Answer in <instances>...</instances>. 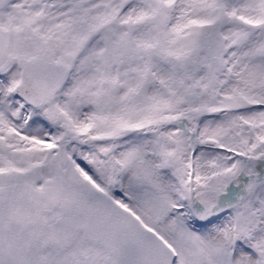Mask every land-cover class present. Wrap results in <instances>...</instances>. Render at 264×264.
<instances>
[{
  "label": "snow or ice",
  "instance_id": "obj_1",
  "mask_svg": "<svg viewBox=\"0 0 264 264\" xmlns=\"http://www.w3.org/2000/svg\"><path fill=\"white\" fill-rule=\"evenodd\" d=\"M0 264H264V0H0Z\"/></svg>",
  "mask_w": 264,
  "mask_h": 264
}]
</instances>
